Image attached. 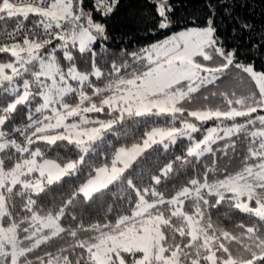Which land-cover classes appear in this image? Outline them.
I'll use <instances>...</instances> for the list:
<instances>
[{
  "label": "snow or ice",
  "instance_id": "6c2138e0",
  "mask_svg": "<svg viewBox=\"0 0 264 264\" xmlns=\"http://www.w3.org/2000/svg\"><path fill=\"white\" fill-rule=\"evenodd\" d=\"M119 2L0 0V264H264V35L147 0L164 38L113 50Z\"/></svg>",
  "mask_w": 264,
  "mask_h": 264
},
{
  "label": "trees",
  "instance_id": "16d2710c",
  "mask_svg": "<svg viewBox=\"0 0 264 264\" xmlns=\"http://www.w3.org/2000/svg\"><path fill=\"white\" fill-rule=\"evenodd\" d=\"M86 3H88L89 7L91 6V0H86ZM177 3H180L178 16L181 18L186 17L191 21L193 16L202 13L205 0H183L182 3L177 0ZM213 3H217V0H213ZM218 4L217 22L219 24V33L228 47H232L237 43V40L233 38V28H239L237 21L250 23L254 29L251 38L255 41H260L261 35H264V0H218ZM148 11L147 0H120L116 11L109 18L104 20L99 15H96L95 18L107 24L110 33V40L107 43L111 49L126 48L131 51L164 38L159 33L149 31L152 26L142 19V17L148 15ZM183 24L184 20L181 19L178 29L183 27ZM241 39L247 44L249 40L248 34L244 33ZM252 59L258 70L264 68V55L253 50ZM227 75L228 79L221 85L222 89L236 90L238 94L250 90L249 82L246 79L242 81L239 76L235 75L234 70ZM217 102L210 101L213 104ZM202 103V99L198 100L191 107H199ZM176 154L179 155L180 152L177 150ZM154 157L155 154L144 165L145 169L154 165ZM226 163V160L221 161V166ZM236 166L234 162L232 167L235 168ZM75 183L78 184L80 181H75ZM71 187V184H65L63 190L54 189L46 196V200L50 203L52 199H55L59 203L60 198L66 196ZM54 243L58 244L60 242Z\"/></svg>",
  "mask_w": 264,
  "mask_h": 264
}]
</instances>
